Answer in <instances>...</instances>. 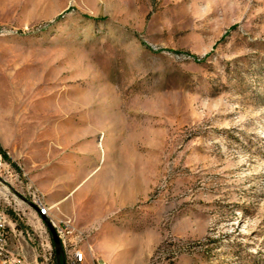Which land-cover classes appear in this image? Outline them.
<instances>
[{
  "label": "rangeland",
  "instance_id": "rangeland-1",
  "mask_svg": "<svg viewBox=\"0 0 264 264\" xmlns=\"http://www.w3.org/2000/svg\"><path fill=\"white\" fill-rule=\"evenodd\" d=\"M0 145L86 264H264V0H0Z\"/></svg>",
  "mask_w": 264,
  "mask_h": 264
},
{
  "label": "built area",
  "instance_id": "built-area-1",
  "mask_svg": "<svg viewBox=\"0 0 264 264\" xmlns=\"http://www.w3.org/2000/svg\"><path fill=\"white\" fill-rule=\"evenodd\" d=\"M7 156L0 145V197L13 190L15 204L18 202L29 204L38 218L50 221L41 207L42 192L29 182H25V177L18 173L14 163ZM8 178L11 179V186ZM50 222L61 242L63 264H86L88 261L86 251L80 242L88 238V232L74 230L69 220H66V232H59L58 223ZM26 235L28 231L19 226L18 219H12L6 211L0 209V264H25L26 254L21 239H25ZM11 242L18 243L17 251L10 248ZM89 264H105V260L94 257Z\"/></svg>",
  "mask_w": 264,
  "mask_h": 264
},
{
  "label": "water",
  "instance_id": "water-1",
  "mask_svg": "<svg viewBox=\"0 0 264 264\" xmlns=\"http://www.w3.org/2000/svg\"><path fill=\"white\" fill-rule=\"evenodd\" d=\"M51 235H52V239H53V243H54V246H55V254H56V257H57V261L59 264H62L61 263V255H62V246H61V242H60V239L57 235V232L55 230V228L53 227L52 223L50 221H48L47 219L43 218Z\"/></svg>",
  "mask_w": 264,
  "mask_h": 264
},
{
  "label": "bare ground",
  "instance_id": "bare-ground-1",
  "mask_svg": "<svg viewBox=\"0 0 264 264\" xmlns=\"http://www.w3.org/2000/svg\"><path fill=\"white\" fill-rule=\"evenodd\" d=\"M41 207H42V210H43L44 215H47L49 217V215H50V208L47 205V203L45 201V197H44L43 194H41ZM58 231L59 232H66V224H64L62 222L58 223Z\"/></svg>",
  "mask_w": 264,
  "mask_h": 264
},
{
  "label": "trees",
  "instance_id": "trees-1",
  "mask_svg": "<svg viewBox=\"0 0 264 264\" xmlns=\"http://www.w3.org/2000/svg\"><path fill=\"white\" fill-rule=\"evenodd\" d=\"M7 157H8V156H7ZM11 215H12V216H14V213H13V212H11ZM60 259H61V263L63 264V263H64V259H63V257L61 256V258H60ZM56 264H59V263H58V261H57V263H56Z\"/></svg>",
  "mask_w": 264,
  "mask_h": 264
},
{
  "label": "crops",
  "instance_id": "crops-1",
  "mask_svg": "<svg viewBox=\"0 0 264 264\" xmlns=\"http://www.w3.org/2000/svg\"><path fill=\"white\" fill-rule=\"evenodd\" d=\"M86 255H87V253H86ZM100 259H102V258H100ZM103 260H105V259H103ZM110 260L112 261L111 258H110ZM105 261H107V260H105ZM107 263H108V261H107ZM144 264H147V261H145Z\"/></svg>",
  "mask_w": 264,
  "mask_h": 264
}]
</instances>
